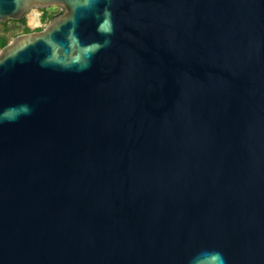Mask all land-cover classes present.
<instances>
[{"label": "water", "instance_id": "95a60500", "mask_svg": "<svg viewBox=\"0 0 264 264\" xmlns=\"http://www.w3.org/2000/svg\"><path fill=\"white\" fill-rule=\"evenodd\" d=\"M50 7L0 49V264H264V0L0 22Z\"/></svg>", "mask_w": 264, "mask_h": 264}, {"label": "rangeland", "instance_id": "374dc122", "mask_svg": "<svg viewBox=\"0 0 264 264\" xmlns=\"http://www.w3.org/2000/svg\"><path fill=\"white\" fill-rule=\"evenodd\" d=\"M34 11L37 13V24L30 23L28 15ZM47 14L60 13V9L56 7H50L45 10ZM43 10L40 9H31L24 18V26L28 27L31 31H38L45 27L49 20H42ZM22 24L17 23L12 20H8L6 22H0V37H4L7 40V43L12 41L17 35L22 34V30L24 27Z\"/></svg>", "mask_w": 264, "mask_h": 264}, {"label": "trees", "instance_id": "16d2710c", "mask_svg": "<svg viewBox=\"0 0 264 264\" xmlns=\"http://www.w3.org/2000/svg\"><path fill=\"white\" fill-rule=\"evenodd\" d=\"M58 14H59V13L47 14L46 11L43 10L42 20H45V19L50 20L51 18H53L54 16H56V15H58ZM15 22L20 23V24H22V25L24 26V22H25V21H24V18H23V19H21V20L15 21ZM28 32H31V30H30L28 27L24 26V27H23V30H22V33H28ZM6 44H7V40H6V38H4V37H0V49H1L3 46H5Z\"/></svg>", "mask_w": 264, "mask_h": 264}, {"label": "bare ground", "instance_id": "6f19581e", "mask_svg": "<svg viewBox=\"0 0 264 264\" xmlns=\"http://www.w3.org/2000/svg\"><path fill=\"white\" fill-rule=\"evenodd\" d=\"M30 23L32 24H37L38 18H37V13L34 11H31V13L28 15Z\"/></svg>", "mask_w": 264, "mask_h": 264}, {"label": "clouds", "instance_id": "9594fccd", "mask_svg": "<svg viewBox=\"0 0 264 264\" xmlns=\"http://www.w3.org/2000/svg\"><path fill=\"white\" fill-rule=\"evenodd\" d=\"M30 109L27 108V106H24L22 109L18 110V114L19 112H23V113H27Z\"/></svg>", "mask_w": 264, "mask_h": 264}]
</instances>
